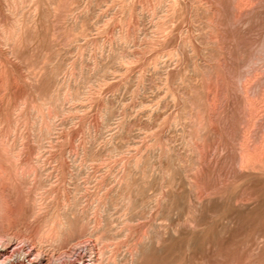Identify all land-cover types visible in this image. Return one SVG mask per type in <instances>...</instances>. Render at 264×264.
Returning <instances> with one entry per match:
<instances>
[{"label":"rangeland","instance_id":"1","mask_svg":"<svg viewBox=\"0 0 264 264\" xmlns=\"http://www.w3.org/2000/svg\"><path fill=\"white\" fill-rule=\"evenodd\" d=\"M0 197V261L264 264V0H0Z\"/></svg>","mask_w":264,"mask_h":264},{"label":"bare ground","instance_id":"2","mask_svg":"<svg viewBox=\"0 0 264 264\" xmlns=\"http://www.w3.org/2000/svg\"><path fill=\"white\" fill-rule=\"evenodd\" d=\"M10 215H11V213L9 210L8 203L0 197V256H1V254H3V252H6V250L8 248L7 244L10 243V241H12L13 235L16 234V232H10V229H9V226L11 224ZM38 237H39L38 238L39 241L44 239V236H42V235H39ZM40 243H42V241H40ZM36 252H37V255L42 254V252H40L39 250H37ZM21 255H22V260H20L21 262L15 261V259H11V255H10V256H7L6 258H4V260L2 259V261H0V264H18V263L24 264L25 261L26 262L29 261L28 255H26L23 252V250L21 251ZM38 260L39 261H35V262L29 261V264H36L37 262L39 263L41 261V258ZM89 260H90V264H99L97 259H89ZM39 264H41V262ZM60 264H64V263H60ZM65 264H71V263H65ZM77 264H80V263H77ZM81 264H84V263L81 262Z\"/></svg>","mask_w":264,"mask_h":264}]
</instances>
